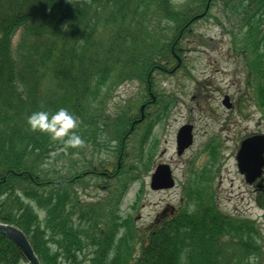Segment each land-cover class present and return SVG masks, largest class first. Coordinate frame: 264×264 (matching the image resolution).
I'll return each mask as SVG.
<instances>
[{
    "label": "trees",
    "instance_id": "1",
    "mask_svg": "<svg viewBox=\"0 0 264 264\" xmlns=\"http://www.w3.org/2000/svg\"><path fill=\"white\" fill-rule=\"evenodd\" d=\"M206 1L0 0V221L28 236L42 264H82V255L85 264H246L251 255L260 256L253 222L226 216L211 187L197 181L186 187L180 211L155 222L142 238L113 207L137 177L126 179L130 167L115 187L119 195H108L111 208L75 199L64 190L67 181L42 178L49 152L62 139L32 131L26 120L35 111L51 116L63 108L77 121L69 133L96 147L115 141L124 149L132 116L125 110L107 116V94L129 79L164 72L182 50L181 30ZM218 5L246 28L241 49L264 111V0ZM164 21L173 24L168 35ZM22 262L21 251L0 233V264Z\"/></svg>",
    "mask_w": 264,
    "mask_h": 264
},
{
    "label": "rangeland",
    "instance_id": "2",
    "mask_svg": "<svg viewBox=\"0 0 264 264\" xmlns=\"http://www.w3.org/2000/svg\"><path fill=\"white\" fill-rule=\"evenodd\" d=\"M175 2L183 4L184 0ZM219 3V0L215 1L206 17L192 24L177 39L183 49L177 51L182 59L181 67L174 74L161 75L156 87L157 97L164 96L170 100L168 108L163 110L164 105L161 103L150 105L148 119L136 127L132 137L126 134L124 141L128 143L124 152H118L115 141L110 142V148L103 149L105 146L96 147L93 142L87 143L85 139L82 144L70 150L63 143L67 138L63 137V145L59 144L57 150L49 152L42 166V178L67 180L68 184L64 188L67 193L75 199L102 204L107 210L108 195H119L120 190L115 187L129 166L130 172L126 174V179L132 173L137 177L129 184L118 206L113 207L121 218H130L128 220L133 228L143 238L144 232L155 224L154 219L159 212L167 205L179 204L191 167L197 172L204 168L212 169L215 176L212 185L221 209L231 215L250 218L259 227V242L262 246L260 256L255 258L251 255L246 264H258L259 260L260 264H264V207L260 206V202H263L261 196L264 195L259 197L256 188L245 181L236 161L244 137L255 133L264 134V114L258 106L255 87L249 83L252 75L247 61H241L242 55L235 48L236 45L242 52L243 41L239 38L244 36L246 28L239 29V24H235L230 14L226 15ZM162 30L168 35L173 30L172 22L164 21ZM17 41L18 36L14 44ZM176 63L177 59L171 68ZM107 95L110 98L106 109L109 115L116 116L124 110H130L134 114L129 113L130 116H136L146 99V89L138 81L129 80ZM225 95L232 98V108L223 104ZM160 113L163 117L159 116ZM153 120H156L154 124ZM186 123L194 127V141L186 153L178 156L176 136L179 128ZM151 124V135L148 137L145 131ZM98 141L104 144L106 137L99 133ZM212 149L216 150L214 165L210 158ZM121 153L123 165L118 164ZM165 162L171 165L176 186L166 190H152L150 184L153 169L157 164ZM91 166L101 168L102 171L106 167L110 170V176L94 174L81 180L74 179V176ZM87 183L90 185L85 187ZM41 215H44L43 212ZM138 242H141L140 238ZM85 258L84 255L79 257L82 264L86 263Z\"/></svg>",
    "mask_w": 264,
    "mask_h": 264
},
{
    "label": "water",
    "instance_id": "3",
    "mask_svg": "<svg viewBox=\"0 0 264 264\" xmlns=\"http://www.w3.org/2000/svg\"><path fill=\"white\" fill-rule=\"evenodd\" d=\"M225 103L227 106H230L227 103V99ZM192 139L191 125L183 126L177 136L179 154L192 144ZM263 153V135H255L242 142L237 158L240 170L247 173L249 181L261 174V168L264 166ZM173 184L170 169L167 165H160L152 176V189L170 188ZM0 233L17 245L29 264H41L27 236L19 228L0 222Z\"/></svg>",
    "mask_w": 264,
    "mask_h": 264
},
{
    "label": "clouds",
    "instance_id": "4",
    "mask_svg": "<svg viewBox=\"0 0 264 264\" xmlns=\"http://www.w3.org/2000/svg\"><path fill=\"white\" fill-rule=\"evenodd\" d=\"M26 120L32 131L48 133L52 140H59L66 136L67 139L63 140L65 146L76 147L82 144L79 136L74 132H68L76 126L77 121L66 109H58L51 116L46 111H35L28 115Z\"/></svg>",
    "mask_w": 264,
    "mask_h": 264
},
{
    "label": "flooded vegetation",
    "instance_id": "5",
    "mask_svg": "<svg viewBox=\"0 0 264 264\" xmlns=\"http://www.w3.org/2000/svg\"><path fill=\"white\" fill-rule=\"evenodd\" d=\"M230 100L232 102V98ZM151 102L152 101L150 99L147 100V102L145 103L146 104V109H147V107H149V105H150ZM231 106L233 107V103H232ZM94 172L100 173V172H97L95 170H94ZM250 185L256 188L255 191L259 195V197L261 195H264V170H263L262 174L260 175V177L256 178ZM167 206H169L168 207V210H167ZM167 206L165 207V209H163L158 214L159 215L158 217L160 218L159 220H163L164 218H166V217H168L170 215L175 214L179 210V207L178 206L177 207L176 206H172V205H167Z\"/></svg>",
    "mask_w": 264,
    "mask_h": 264
}]
</instances>
